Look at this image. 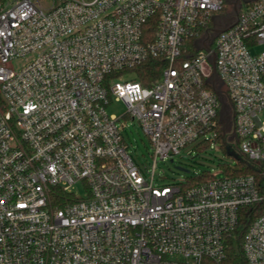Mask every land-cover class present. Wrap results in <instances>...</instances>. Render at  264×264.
<instances>
[{"label": "built area", "instance_id": "1", "mask_svg": "<svg viewBox=\"0 0 264 264\" xmlns=\"http://www.w3.org/2000/svg\"><path fill=\"white\" fill-rule=\"evenodd\" d=\"M224 6L0 1V264H220L247 207L243 256L264 264V0L209 43ZM151 60L163 69L145 85L135 70ZM217 90L233 109L226 146L253 171L156 186L159 160L199 141L221 148L229 113L224 122ZM113 100L124 115L108 114ZM126 116L153 148L151 180L129 151Z\"/></svg>", "mask_w": 264, "mask_h": 264}, {"label": "rangeland", "instance_id": "2", "mask_svg": "<svg viewBox=\"0 0 264 264\" xmlns=\"http://www.w3.org/2000/svg\"><path fill=\"white\" fill-rule=\"evenodd\" d=\"M250 2L254 0H249ZM249 2V3H250ZM232 0H225L224 11L220 13L215 20V24L219 28L229 27L236 19ZM245 7V2L240 4L239 11L243 10ZM216 33L212 32V37L209 41L215 39ZM23 65V62H9L7 64L8 69L17 70ZM137 76L135 73L126 75L125 81H136ZM217 86L220 90L225 92V86L221 83L220 79H217ZM226 101L228 98L226 96ZM228 116L226 119V130L225 135H232L233 132V109L231 105L227 107ZM107 112L109 115L122 116L127 112L126 105L121 101L113 100L111 104L107 107ZM226 116V111L224 108L220 110V117L225 122L224 117ZM126 123V128L124 131V137L129 145V151L141 170L144 177L151 180L153 176V148L149 142V139L143 133V130L139 123L133 121L130 116H126L124 119ZM224 133V132H223ZM230 141H234L233 137L230 136ZM236 167L238 161L234 157L228 156L223 149L220 148L219 144H204L203 142H197L193 145L188 146L182 150L180 155L172 159H166L165 161L159 160L157 168L155 171V185L165 186L173 185L185 181H191V179L199 177L203 174H216L219 176H224L221 174L224 170L223 166ZM178 167H182L188 172H182L178 170ZM74 196L76 198H86L87 188L85 183L80 182L74 189Z\"/></svg>", "mask_w": 264, "mask_h": 264}, {"label": "trees", "instance_id": "3", "mask_svg": "<svg viewBox=\"0 0 264 264\" xmlns=\"http://www.w3.org/2000/svg\"><path fill=\"white\" fill-rule=\"evenodd\" d=\"M0 1H4V0H0ZM151 31H153V29H151ZM162 69H163V64L160 62V60H151L146 64H144L143 66L139 67L135 71L137 72L139 80L142 81L145 85H148L149 82H151L152 80H157L160 77ZM218 133H219L218 141L222 145L221 149H223L228 156L234 157L229 152V149L226 146L225 134L223 133L221 128L218 129ZM234 158L236 160L240 159L236 157ZM223 168L226 174L235 175V176L251 173L253 171L251 167L243 164L240 160H239V164L236 167H230L226 165L223 166ZM211 177H213L212 174H203L199 177L191 179L190 182L189 181L187 182L190 185H194L199 182H204ZM254 214H255V208L253 207H247L242 209L241 225L237 229L234 239H232L229 242L227 258L220 264H247L242 252V242H243V235L246 231V227L251 222L253 217H255ZM205 264H215V263L207 260L205 261Z\"/></svg>", "mask_w": 264, "mask_h": 264}, {"label": "water", "instance_id": "4", "mask_svg": "<svg viewBox=\"0 0 264 264\" xmlns=\"http://www.w3.org/2000/svg\"><path fill=\"white\" fill-rule=\"evenodd\" d=\"M231 4L234 6V11H235V14L237 15L238 14V6H237V3H231ZM233 25L234 24H232L230 27H232ZM223 31H224L223 29H217V30H215V33L220 34ZM214 63L215 62L213 60V65H215ZM216 80H217V75H216V71L214 70L213 77H212L213 83H216ZM216 93H217L218 96L221 97V99L223 101L224 109H227V102L225 101V98H224V95H223L222 91L217 90ZM172 162H173V160H172ZM178 170H180L182 172H188L187 170H185L182 167H178Z\"/></svg>", "mask_w": 264, "mask_h": 264}, {"label": "flooded vegetation", "instance_id": "5", "mask_svg": "<svg viewBox=\"0 0 264 264\" xmlns=\"http://www.w3.org/2000/svg\"><path fill=\"white\" fill-rule=\"evenodd\" d=\"M245 2V4L249 3L250 1L249 0H232V3H237V6H238V10H239V7H240V4ZM234 8V6H233Z\"/></svg>", "mask_w": 264, "mask_h": 264}]
</instances>
